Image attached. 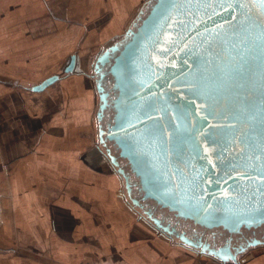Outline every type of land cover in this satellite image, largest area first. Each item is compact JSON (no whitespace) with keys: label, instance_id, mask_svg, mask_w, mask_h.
I'll list each match as a JSON object with an SVG mask.
<instances>
[{"label":"water","instance_id":"water-1","mask_svg":"<svg viewBox=\"0 0 264 264\" xmlns=\"http://www.w3.org/2000/svg\"><path fill=\"white\" fill-rule=\"evenodd\" d=\"M222 63L229 74L223 77L225 88L218 91L230 100L190 101L211 88L206 83L215 84L217 76L210 73ZM75 64L73 55L65 72H74ZM94 73L100 97L98 120L108 107L115 111L107 130L99 124V138L116 142L120 155L128 159L139 178L141 199H152L175 216L208 229L241 233L264 225L262 0H149L124 35L98 54ZM58 78L48 77L33 89L41 90ZM110 90L115 93L112 97ZM211 112L218 121L211 137L215 145L208 146L197 131L206 128L208 133L210 118L196 117L190 128L184 126L190 124L189 117ZM239 112L248 115L245 127H255V133L260 130L261 144L249 145L255 159L237 166L231 154L215 162L200 157L217 147V152H227L226 136L219 127L231 125L218 122ZM111 159L119 166L116 156ZM118 171L133 203L142 206L139 197H132L131 175L122 167ZM148 214L158 227L173 233L175 225H163L152 212ZM180 237L188 242L184 232ZM263 243L264 239L252 238L236 250L227 244L209 251L239 264L240 252Z\"/></svg>","mask_w":264,"mask_h":264},{"label":"crops","instance_id":"crops-1","mask_svg":"<svg viewBox=\"0 0 264 264\" xmlns=\"http://www.w3.org/2000/svg\"><path fill=\"white\" fill-rule=\"evenodd\" d=\"M106 1L0 0V53L18 44L21 48L26 41L32 48L57 45L59 35L64 33H58L63 26L59 20L64 17H60L55 4L67 3V17L83 21L85 6L92 4L91 10L97 12ZM124 2L119 3L113 23L121 24L126 17ZM30 17L51 20L52 28L47 31L51 37L47 42L35 39L41 29L27 22ZM104 49L100 47L97 52ZM73 55L74 72L42 75L25 82L22 93L12 91L0 77V165H5L0 171V191L8 189L11 193L0 196V224L9 231L4 241L11 240L17 226L20 242L44 247L43 253L30 256L11 251L0 254V264H237L213 255H194L163 232L165 236L155 237V231L160 230L147 217L140 220L131 197L124 191L125 197L121 191V174L114 163L99 145L93 148L91 108L95 101L84 81L85 77L94 78L97 97L93 113L98 125L100 97L95 73L89 75L83 70L78 53L69 55L64 69ZM0 64H4L0 68L3 74L16 75L10 72L15 65ZM53 75L59 78L41 90L33 89ZM14 82L19 85L22 79L15 78ZM71 82L76 87L80 85L78 94L70 92ZM58 85L63 91L57 94L54 90ZM58 95L63 96L65 103L62 116L54 110ZM97 133L99 139V129ZM12 161L14 170H7L6 165ZM60 211L66 213V221L59 220ZM262 250L249 252L246 259L238 255L239 264H264ZM200 257L207 258L201 263Z\"/></svg>","mask_w":264,"mask_h":264},{"label":"rangeland","instance_id":"rangeland-1","mask_svg":"<svg viewBox=\"0 0 264 264\" xmlns=\"http://www.w3.org/2000/svg\"><path fill=\"white\" fill-rule=\"evenodd\" d=\"M110 1L111 0H107L105 3H101L98 6L97 12L95 10H91V7L93 6L92 4L85 6L87 9L85 11L86 13H84L85 19L83 21L75 17H71V19L67 17V14L65 12V9L68 5L67 3L63 2V3H60V5L55 4V6H57L58 14L60 15V17L61 16L64 17L63 19L59 20L63 26H60L58 33L59 34L62 32L64 33L59 35L58 44L51 48L49 46V49H45L46 47L43 45H40V46L36 45L34 48H32L33 46H30L29 44L30 42L26 41L25 45L22 46L21 48L19 47V44H18L17 47L12 48L8 52L0 53V63H12V65H15V67H17V68L14 67L10 71V72L14 71L16 75L9 74L10 76H8L7 74H3V71L0 70V77L5 80L6 86L8 85L12 91H17V92L19 91L22 93L25 91V88H24L25 82L28 83L31 80L33 81V80L39 79L40 76L42 77V75L48 74L50 72H58L62 75L63 72L66 73L65 69L63 68V65L69 58V55L72 53H78L80 55V59H81L80 63L82 65L83 70L87 72V74L91 75L92 71L94 72L93 64L96 61V58L98 56L97 54H99L98 50L100 49V47L101 49H103L104 47H107L111 45L112 43H114L115 41L119 40L125 33L123 32L125 31V28L127 27L128 29V27L131 26L134 19L137 18L140 12V9L149 0H140V1L138 0L139 2L138 1L135 2V0H125L124 2L123 0L124 4L126 5V17L123 18L121 24L119 23L120 21L118 23H116L117 21L114 23L112 21L114 20L113 16L115 15V11L117 10L119 6H121L119 5V3H121L122 0H119L120 1L119 3L117 2L114 3ZM74 13H75V10L74 12L72 11V15ZM77 13L78 12L76 11V14ZM27 22H31V24L36 25L35 26L36 28L41 29L40 32H37L38 35H37V38H35L36 40L41 39V41L47 42V39L51 37L49 34H47V31L50 28H52L50 19L46 20L42 17L41 18L30 17L27 20ZM117 24L120 25L121 28H119ZM28 28L30 27L28 26ZM29 34H32V33H28V35ZM28 35L25 37L27 38L30 36L36 37L34 35H30V36ZM53 41L55 42V40ZM41 46L43 48H39ZM20 63H23V64H20ZM3 65L4 64L2 65L0 64V68H2ZM15 78H19L20 80L22 79V82H20L19 85H17V83L14 82ZM73 83L74 82L70 83L69 90L72 94H78V92L80 91H77V89L78 87L81 89V87L80 85L76 87L75 84ZM80 83H81L80 81H77V84H80ZM84 83L86 84L85 88H87L91 92V95L96 103L97 94L94 89L95 88L94 78L92 76L88 78L85 77ZM56 88L57 90H54V91H56L57 94L58 92L63 91L62 89L63 87L61 85L56 86ZM64 89H65V86H64ZM63 102H64L63 96L61 97V95H58V103L57 104L55 103L56 108L54 107V110L57 111V115L59 114L62 116L61 109H65V103ZM69 102L70 100L67 101V104H69ZM95 103L92 105V108H91V111H92L91 123H92V128H93L92 135H91V141L93 142V148L96 149L99 145L101 147V151H103V153L105 152L106 156L108 157V160H110V157L106 153L105 147L101 144L100 140L98 139V133H97L98 125L96 122V114L93 113L94 108H95ZM6 168L7 170L8 168H10L11 170H14L13 161L10 164L6 165ZM3 169H5V165H3L2 163L0 165V171L2 172ZM120 179H121V191H123V194H124V191L127 192L126 187H125V182L122 176ZM7 191L6 192L0 191V196L1 195H11L10 191L8 192ZM138 210H142V209L139 208ZM137 212H138L137 215L141 220L143 218L142 214L140 211H137ZM66 219H67L66 213L64 211H60L59 220L66 221ZM16 228L17 226H15L14 232L12 231L11 240L4 241L5 239H7L6 234L9 233V231L4 227V225L0 224V254H3V253L7 254V253L12 252L17 255L30 256L37 252L43 253L44 247H42L41 244L36 247H33V246L24 245L22 242H20L19 241L20 236L18 235L19 230H17ZM161 234H162L161 231H158V230L155 231V237L157 235L160 237L164 235V234L162 235ZM173 240L177 244L185 247L188 252H191L194 255L201 253L196 248H192L188 245L177 242L178 238L176 237ZM259 245L260 246L256 245L255 247L251 246L247 248L245 251H243L242 253H239L240 258L246 259L247 258L246 255L249 252L253 251L252 253H256L258 251H261V249L264 250V243L259 244ZM202 254L205 256H212L211 254H206V253H202ZM197 257L199 256L197 255L196 259ZM206 258L200 257L198 261L202 263L205 261Z\"/></svg>","mask_w":264,"mask_h":264},{"label":"flooded vegetation","instance_id":"flooded-vegetation-1","mask_svg":"<svg viewBox=\"0 0 264 264\" xmlns=\"http://www.w3.org/2000/svg\"><path fill=\"white\" fill-rule=\"evenodd\" d=\"M148 2L149 1H147L142 8H146ZM234 72L238 73L237 70H234ZM210 74L217 76V78L215 79V84L212 85L206 83L207 85H210L211 88H205V93L200 94L197 98L196 97L190 98L189 99L190 101L197 103L201 99L203 101L208 100V103L211 104V102L213 101L219 103L220 102L219 100L223 102H228L230 100V97L227 93L221 94L218 91V87H220V90L225 88V84L223 83V77L228 76L229 74L228 67L225 66L224 63H222L221 66H217L216 70L211 72ZM111 85L112 84L107 86V88L109 89ZM114 95H115L114 90H110V97ZM208 108H209V104L207 106V109L205 110V114L208 112ZM114 115H115V111L113 107H108L102 119L98 120V129H99V124H101L102 128L107 130L108 126L113 123ZM196 117L199 118L208 117L212 120L210 123L211 126L208 127L210 128V131L208 133H204L206 128H202L201 130L197 131V134L200 133L199 136H202L206 140L207 142L206 145L208 146L215 145V143L211 140V137H213V134L216 131V125L214 124L218 121L217 114L211 112L206 116H202L200 114L191 116L188 118L190 124L184 127L190 128L191 124L195 122ZM247 117L248 115L245 112H239L237 115L230 113V116L228 118L227 117L224 118L226 121L224 120L219 121L218 125L223 126L227 122L229 125H231V127L228 128H222L218 126L219 129L226 136L228 146L226 144L224 146L226 147L227 152L223 155L217 152L218 149L217 147L211 153H206V152L200 153V157L211 158V160L215 162L231 154L230 156H233L232 158L234 159L237 166L248 164L252 160H254L255 154L250 153L249 145L253 141L258 142V144H261V142L264 139L260 141L262 139V136L258 135V132L260 130L257 133H255L256 132L255 127H250V126L245 127V125H249V121L247 120ZM201 122H202L201 119L197 120L198 124H200ZM186 131L189 132L190 129H186ZM100 142L105 147L106 153L110 157V160H112L111 155L116 156L117 160L119 161V166L115 165L117 167V170L119 167L124 168L125 172L131 175L132 182H135V185L132 186L133 189L132 197H139L142 206L134 204L131 199L132 204H134L138 209L141 208L142 210L139 211L141 212L142 216L147 217L164 234L169 235L173 239H175V237L178 238V242L188 245L192 248H196L201 253H206L211 255L212 253H210L209 251L210 248H219L229 244L232 250H236V248L241 247L240 244L245 246L247 241L251 240L252 238H256L259 240L264 239V225L262 227H259V229L257 230L256 228L244 229L241 233H230L228 230L222 227L208 229L200 226L201 224L194 222L192 219H185L182 217L175 216L173 211L169 210L167 207H163L160 204H157L152 199H146V200L141 199L143 193L140 190L139 178L132 171L128 159L120 155V149L118 148L116 142L110 139H106L104 141L100 140ZM255 144H251V146H255ZM120 174L124 179L125 187H126L125 177L122 173ZM126 193H128V191ZM127 195L131 197L129 193ZM148 211L152 212L153 216L159 219L163 225H167L168 223H170L171 225H175V229L173 230V233H169L164 229L158 227L156 223L153 221L152 217L149 216ZM183 232H184V236L188 239V242L191 243H188L187 241L181 239L180 235Z\"/></svg>","mask_w":264,"mask_h":264},{"label":"bare ground","instance_id":"bare-ground-1","mask_svg":"<svg viewBox=\"0 0 264 264\" xmlns=\"http://www.w3.org/2000/svg\"><path fill=\"white\" fill-rule=\"evenodd\" d=\"M263 225L259 226V227H262ZM259 227H256V230L259 229Z\"/></svg>","mask_w":264,"mask_h":264},{"label":"snow or ice","instance_id":"snow-or-ice-1","mask_svg":"<svg viewBox=\"0 0 264 264\" xmlns=\"http://www.w3.org/2000/svg\"><path fill=\"white\" fill-rule=\"evenodd\" d=\"M262 2H264V0H262Z\"/></svg>","mask_w":264,"mask_h":264}]
</instances>
